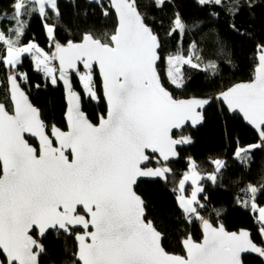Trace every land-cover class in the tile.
<instances>
[{"label": "snow or ice", "instance_id": "snow-or-ice-1", "mask_svg": "<svg viewBox=\"0 0 264 264\" xmlns=\"http://www.w3.org/2000/svg\"><path fill=\"white\" fill-rule=\"evenodd\" d=\"M94 2L105 17L114 9L116 26L110 35L85 33L80 42L61 43L56 25L47 23L50 12L59 18L58 0H11V15L0 13V22L9 21L7 28L0 27V64L10 72L8 103L0 102V264H40L42 241L50 230L75 234L79 264H245L248 253L264 258V206L256 203L264 186L249 184L250 201L243 202L260 224L261 239L256 242L249 231L229 232L201 214L205 205L198 194L203 188L198 186L201 177L194 162L179 181L181 192L189 180L193 191L190 197H178V203L185 223L200 221L203 238L196 241L188 234L182 241L183 255L162 246V233L146 220L144 201L135 186L140 178L167 179L168 162L178 155L176 146L191 142L189 137L174 138L173 130L201 123L211 101L176 99L162 82L157 71L162 42L145 22L137 0H108L109 7L103 0ZM198 2L222 7L232 16L241 5V0ZM163 3L158 0L157 6ZM33 16L45 21L47 50L34 41L23 43ZM185 29L176 14L168 34H183ZM257 51L255 78L216 97L259 133L260 143L237 148L235 156L242 162L264 145V43L257 45ZM194 55L195 44L187 57H167L171 85L183 86V65L200 67ZM25 56L53 86L63 82L67 130L46 124L22 89L28 75L17 69ZM97 69L107 113L93 123L81 104L83 97L99 100ZM73 75L83 97L73 86ZM29 137L38 144L30 143ZM213 163L217 172L223 166L221 160ZM208 178L214 182L216 176Z\"/></svg>", "mask_w": 264, "mask_h": 264}, {"label": "trees", "instance_id": "trees-1", "mask_svg": "<svg viewBox=\"0 0 264 264\" xmlns=\"http://www.w3.org/2000/svg\"><path fill=\"white\" fill-rule=\"evenodd\" d=\"M157 2L137 0L139 10L146 17L145 22L162 42L161 60L157 68L162 82L175 98L200 96L211 97L212 100L203 111L204 120L200 126L191 128L186 125L173 132L174 137H189L191 142L177 148L178 158L168 163L171 172L167 179L164 182L158 179L137 182L135 191L145 202L146 220L152 221L162 233V246L170 253H183L182 241L188 234L196 241L200 240V221L185 223L182 209L176 201V188L190 159L198 171L216 176L214 182L209 178L200 181L203 192L198 195V199L205 205L201 214L214 225L223 224L228 231L247 229L253 239L259 242L260 224L253 212L241 206L238 199L241 189L246 185L252 184L257 188L264 186V145L253 149L243 162L237 158L235 152L238 147L260 143V138L239 115H230L214 96L236 82L253 78L257 64V45L264 43V0H241L240 11L235 16L214 4L201 5L198 0H164L160 6H157ZM225 2L231 3L232 0ZM10 3L11 0H0V13L11 15ZM103 3L109 7L106 0ZM58 8L59 18L50 12L47 23L56 25V39L61 43L68 40L77 42L88 32L96 37L110 35L116 26L112 9L105 17L94 0H58ZM176 14L180 15L186 29L183 34L177 31L169 35ZM44 22L40 17L33 16L23 43L34 41L47 50L49 38ZM8 25V20L0 22V27L7 28ZM193 44L194 62L200 64V67L183 65V86L177 88L167 78V57L174 54L186 57L192 51ZM17 70L27 73L28 82H21V85L32 104L40 110L45 123L64 128L62 86L59 83L53 86L42 72L35 71L30 56L24 57ZM9 74V70L0 64V102L6 104ZM94 79L98 101L83 97L78 77H72L74 88L83 97L82 110L92 122H96L98 116L104 115L106 111L97 71ZM29 142L36 145L31 138ZM215 160L223 161L218 172L213 163ZM190 188V183H186L184 192L188 193ZM256 203L264 206V192L256 195ZM42 242L45 251L39 258L40 264H79L75 259L76 243L72 236L50 231ZM245 264H264V258L255 253L248 254L245 255Z\"/></svg>", "mask_w": 264, "mask_h": 264}, {"label": "water", "instance_id": "water-1", "mask_svg": "<svg viewBox=\"0 0 264 264\" xmlns=\"http://www.w3.org/2000/svg\"><path fill=\"white\" fill-rule=\"evenodd\" d=\"M107 2H108V0H106ZM112 11L114 12V14H115V11H114V9H112ZM115 17H116V14H115ZM116 23H117V20H116ZM77 42H80V40L79 41H77ZM256 61H257V64H256V66H255V68H254V75H253V78L252 79H250V80H247V81H239V82H236V83H234V84H232L231 86H229L228 88H226L225 90H223V91H221V92H224V91H227L228 89H230V88H232L234 85H236V84H240V83H249V82H251L254 78H255V69H256V67L258 66V51H257V53H256ZM159 62V61H158ZM157 62V63H158ZM97 71V74H98V77H99V80H100V84H101V91H102V97H103V100H104V102H105V105H106V111H105V115H106V113H107V102H106V100H105V98H104V93H103V83H102V78H101V75H100V73H99V70L97 69L96 70ZM158 71V70H157ZM9 76V75H8ZM61 86H62V88H63V94H64V102H65V111H64V114H63V119H64V122H65V129H63V128H61L62 130H67V121H66V112H67V107H68V104H67V98H66V90H65V86L63 85V82L61 81V82H58ZM21 87H22V85H21ZM8 89H9V82H8V77H7V93H8ZM22 89L24 90V88L22 87ZM77 92H79L77 89H75ZM25 91V90H24ZM221 92H219V93H217L215 96H214V98H215V100L216 101H219V102H221L222 104H223V106L225 107V109L228 111V113L230 114V115H233V114H237V115H239L243 120H244V122L251 128V130L259 137V133H258V131L251 125V124H249L244 118H243V116H242V114L241 113H239V112H230L229 110H228V108H227V106H226V104H224L222 101H220V100H217L216 99V97H218L219 96V94L221 93ZM25 93H26V91H25ZM27 94V93H26ZM191 98H198V99H209L210 101L212 100V98L211 97H200V96H191V97H186V98H176V99H191ZM31 102V101H30ZM32 103V102H31ZM208 106V105H207ZM207 106H205V108H204V110L206 109V107ZM81 108H82V105H81ZM203 110V111H204ZM86 114V113H85ZM102 115H100L99 116V118L101 117ZM99 118H98V121H97V123H99ZM90 120V119H89ZM204 120V119H203ZM91 121V120H90ZM92 122V121H91ZM94 123V122H93ZM203 123V121L201 122V123H199V124H197L195 127H193L190 123H188V124H185L182 128H184L186 125H188L189 127H191V128H196V127H198V126H200L201 124ZM58 127V126H57ZM181 128V129H182ZM180 129H174L173 130V132H175V131H179ZM29 138H31V139H33L34 141H35V143H36V145L38 144V140L36 139V138H32V137H29ZM174 138H176V137H174ZM260 138V137H259ZM176 139H179V138H176ZM182 145H184V144H180V145H177L176 146V151H177V148H179V147H181ZM178 153V152H177ZM178 158V155L176 156V157H172V158H170V160H169V162L170 161H175L176 159ZM168 162V163H169ZM150 167H153V166H150ZM156 179H158V180H160V181H162V182H164L166 179H162V178H140L138 181H142V180H146V181H148V180H156ZM138 194V193H137ZM139 195V194H138ZM142 198V197H141ZM143 200V199H142ZM144 201V200H143ZM144 205H145V202H144ZM144 212H145V208H144ZM220 224V223H219ZM219 224H217V225H214V226H218ZM79 229V228H78ZM241 229H239V230H237V231H229V232H239ZM244 230H247V229H244ZM51 231V230H50ZM200 231H201V238H200V240H202V238H203V233H202V229H201V224H200ZM228 231V230H227ZM248 231V230H247ZM63 233V232H62ZM74 239H75V236H74ZM200 240H198V241H200ZM75 243H76V251H77V248H78V242L75 240ZM182 248H183V245H182ZM170 253V252H169ZM172 254H174V253H172ZM184 254V250H183V253L182 254H177V255H183ZM248 254H253V253H248ZM248 254H245V255H248ZM75 259H76V256H75ZM76 261L79 263V261L76 259Z\"/></svg>", "mask_w": 264, "mask_h": 264}, {"label": "rangeland", "instance_id": "rangeland-1", "mask_svg": "<svg viewBox=\"0 0 264 264\" xmlns=\"http://www.w3.org/2000/svg\"><path fill=\"white\" fill-rule=\"evenodd\" d=\"M45 23V22H44ZM45 27V26H44ZM45 32H46V29H45ZM46 34H47V32H46ZM28 42H30V41H28ZM28 42H25V44H27ZM176 55H180V54H174V55H172V56H176ZM187 57V56H186ZM83 70V69H82ZM167 71H168V66H167V68H166V74H167ZM168 78V77H167ZM254 144H258V143H254ZM251 145V144H250ZM248 146V145H247ZM246 147V146H245ZM193 162H192V160H190L189 159V161H188V164H187V169L184 171V173L182 174V176H181V178L183 177V175L185 174V173H190V166H191V164H192ZM196 171L200 174V179L198 180V186H200V187H202V184H201V180L203 179V178H208L209 177V175H210V173H202V172H200V171H198L197 169H196ZM180 178V179H181ZM180 181V180H179ZM186 183H190V185H191V188H190V190H189V192L188 193H185L184 192V190H183V192H181L180 191V189H179V183H178V187L176 188V201H177V204L179 205V203H178V197H180L181 195H183V196H185V197H190V195H191V192L193 191V185L191 184V181L189 180V181H187ZM247 186L248 185H246L245 187H243L242 189H241V195H240V197H239V199H238V203L241 205V206H243V207H245V205H244V201H250V194L247 192ZM200 194V193H199ZM198 194V195H199ZM250 210H251V208L250 207H248ZM252 211V210H251ZM255 218H256V220H257V217H256V215H255ZM258 221V220H257Z\"/></svg>", "mask_w": 264, "mask_h": 264}, {"label": "flooded vegetation", "instance_id": "flooded-vegetation-1", "mask_svg": "<svg viewBox=\"0 0 264 264\" xmlns=\"http://www.w3.org/2000/svg\"><path fill=\"white\" fill-rule=\"evenodd\" d=\"M105 115V114H104ZM100 116V115H99ZM99 116H98V118H99ZM98 121V120H97ZM97 121L96 122H94V123H97ZM63 129H65V127L63 128ZM77 232H79V231H82L81 229H77L76 230ZM52 232H55V231H52ZM60 233H62V232H60ZM64 234V233H63ZM67 236H69V235H67ZM72 237H73V239H74V236H75V234H73V235H71ZM74 241H75V239H74Z\"/></svg>", "mask_w": 264, "mask_h": 264}]
</instances>
